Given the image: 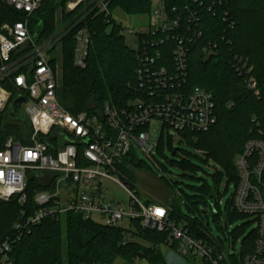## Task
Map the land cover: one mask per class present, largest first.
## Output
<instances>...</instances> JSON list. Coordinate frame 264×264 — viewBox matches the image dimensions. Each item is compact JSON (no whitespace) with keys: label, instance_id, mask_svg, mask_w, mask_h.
Listing matches in <instances>:
<instances>
[{"label":"built area","instance_id":"2783aa9c","mask_svg":"<svg viewBox=\"0 0 264 264\" xmlns=\"http://www.w3.org/2000/svg\"><path fill=\"white\" fill-rule=\"evenodd\" d=\"M109 1H68L66 13L84 6L57 34L36 42L29 32V23L41 0H0V7L20 15L17 21L0 23V123L6 108L20 97L23 99L20 111L29 126V131L21 137L8 136L0 149V200L18 197L21 206L12 235L0 243V264H15L11 249L32 228L44 220H58L69 213L120 229L124 231V239H128L131 222L138 220L144 230L167 232L165 247L172 250L174 245L172 251L180 258L195 256L206 264H231L228 254L234 252L230 249L209 247L191 237L169 219L166 206L143 204L135 196V184L119 169L136 148L145 155L150 154L153 147L149 144L148 127L153 121L183 136L208 132L216 123L213 95L202 88L187 90L186 87V43L193 41L191 31L189 28L180 31V19H171L162 1L157 3L154 12L157 24L147 33H131L138 43L135 71L138 98L120 109L105 103L93 111L75 114L58 102L56 93L60 83L56 69L49 65L52 59L48 52L56 44L60 45L63 35L89 14L102 13L108 18ZM123 32L121 28L122 35ZM88 34L86 28H81L74 37L73 65L79 69L86 65ZM169 40L174 41L166 50L170 61L160 51ZM245 68L246 62L240 69ZM249 71L248 68L247 73ZM248 87L255 90L252 78L248 80ZM190 140L195 141V138L191 136ZM20 141L28 144L23 146ZM255 153L258 155L256 163L250 166L249 160ZM234 164L239 176L233 195L234 209L255 219L258 234L254 252L246 256L242 264H264V184H261L264 142L248 141L243 152L235 157ZM28 181L44 188L34 194L37 209L31 215L22 208L26 203L24 192ZM107 181L127 193V208L108 197ZM158 210L163 215H159ZM139 263L136 257L127 264Z\"/></svg>","mask_w":264,"mask_h":264},{"label":"trees","instance_id":"16d2710c","mask_svg":"<svg viewBox=\"0 0 264 264\" xmlns=\"http://www.w3.org/2000/svg\"><path fill=\"white\" fill-rule=\"evenodd\" d=\"M68 1L70 0H41L40 7L32 14L29 23V32L36 42L53 37L84 6L66 13L65 5ZM162 2L171 19H180V31L189 28L193 37L192 43H186L187 90L202 88L213 95L215 103V125L208 132L191 134L195 141L190 140V135L185 137H189V145L202 152V160L211 159L222 171L213 175L212 187L208 186L206 178L199 179L202 187L193 188L195 193L192 195L177 188L178 194L173 193L167 206V216L177 227L205 245H217L223 251L230 249L234 253L228 254V261L231 264H242L244 258L255 249L258 235L256 227L245 235L246 228L250 223L255 224V219L235 227L231 233L227 231L235 221L249 218L237 213L233 205V195L239 184L235 157L243 152L248 141L264 142V0ZM150 5L151 0H110L108 18L102 13L93 12L63 35L59 45L61 85L56 94L58 102L68 112L75 114L93 111L105 103L120 109L128 101L139 97L135 75L138 67L137 52L125 44L121 26L112 19L111 14L118 8L127 15L146 13L150 16ZM19 19V14L4 6L0 7V23ZM81 28H86L90 36L84 69L73 65L74 37ZM173 43L174 41L169 40L160 48L168 61L170 55L166 50ZM239 60L246 62L245 69H240L242 63L238 64ZM49 65L54 69L55 60L52 59ZM248 68L250 71L247 73ZM249 78L256 84L254 91L248 87ZM28 131L29 126L23 116L5 121V125L0 127V149L8 136L21 137ZM21 144L25 146L28 143ZM177 152L176 149H171V155L176 156ZM257 156L256 153L251 155L250 166H254ZM123 161L119 169L128 179H132L131 172L141 165V161L131 153ZM175 163L183 171L196 172L197 168L187 157ZM223 178L226 180L225 191L229 185L233 188L224 208L218 201V197L222 196L220 182ZM252 181L256 184L253 177ZM261 184H264V173ZM165 186L171 188L167 182ZM42 189L44 188L37 183L28 181L24 192L26 203L22 206L28 215L37 209L34 194ZM182 205L185 212L181 209ZM199 205L204 207L203 211H199ZM0 207L4 208L1 213L3 215L0 216L2 243L12 235L21 206L18 204V197H13L9 201L0 200ZM209 213L224 235L223 239L212 235L207 218ZM81 218L80 215L69 213L58 220H44L32 228L29 234L16 241L11 249V259L15 264H113L117 259L122 264H127L138 257L148 264H168L160 250L165 247L167 232L144 230L137 220L131 222L132 229L127 231L128 240L124 239V231L120 229ZM136 240L149 246L141 245ZM239 240L241 248L239 252H235V243ZM172 247L174 250V245Z\"/></svg>","mask_w":264,"mask_h":264},{"label":"rangeland","instance_id":"374dc122","mask_svg":"<svg viewBox=\"0 0 264 264\" xmlns=\"http://www.w3.org/2000/svg\"><path fill=\"white\" fill-rule=\"evenodd\" d=\"M160 1L162 0H151L150 16L146 13H144V15H127L118 8L113 10L111 14L112 19L123 29L125 44L130 47L131 50L136 51L138 46L137 39L133 34L147 33L157 24V21L154 18V12L156 10L157 3ZM48 57L55 60V69L61 85V53L60 46L58 44H56L54 48L48 52ZM11 104L8 108H10ZM8 108L5 110L4 117L9 111ZM5 121L9 122L10 119L5 118V120H3L2 118L0 127H2ZM148 133L150 136L149 144L153 148L149 155L143 154L138 148L135 149L132 155L141 161V165L132 170V174L130 175V178L132 179H129L133 184H135L136 198H138L143 204L150 206L158 203L167 207L173 198V193L178 194V189L192 195L195 193L193 188H201L202 183L199 179L206 178L208 186L212 187V177L215 172H220L221 168L211 159L208 161L202 160L204 159L202 152L196 147L188 144L187 139L189 137L180 135L177 132L175 133L174 130H166L163 128L162 123L157 121H153L150 124L148 127ZM171 149H176L178 151L176 156L171 155ZM185 157H187L190 163L197 168L195 174L193 172L183 171L175 163L181 162ZM165 182L170 185V189L165 186ZM175 183L177 185H175ZM105 185L108 189V197L113 202L121 203L122 206L127 208L129 204V197L127 193L109 181L105 182ZM220 185V192L222 196L218 197V201L221 203V207L224 208L227 200L232 194L233 188L232 185H229L228 190L225 191L226 189L224 187L226 186V180L224 178L221 180ZM198 208L199 211L204 210L202 205H199ZM181 209L183 212L186 211L183 205L181 206ZM3 210L4 208L0 207V216L3 215L1 214ZM207 218L212 235L223 239L224 235L218 230L217 223L212 219L210 213L207 215ZM253 219L254 218L249 217L246 220L235 221L227 232L231 233L232 229L235 227L243 224L244 222L253 221ZM97 220L100 221V219ZM254 228L255 224L250 223L245 230L246 234H244L247 235ZM240 248L239 240L235 243V252H239ZM160 250L166 261H168V264H204L203 260L195 256L180 258L175 255L172 250L166 247H161ZM113 264H120V259H117ZM139 264L148 263L143 259Z\"/></svg>","mask_w":264,"mask_h":264},{"label":"water","instance_id":"95a60500","mask_svg":"<svg viewBox=\"0 0 264 264\" xmlns=\"http://www.w3.org/2000/svg\"><path fill=\"white\" fill-rule=\"evenodd\" d=\"M22 101H23V99H21L20 97H19V99L15 100L14 103L12 104V106L9 108V113H12L14 111H20V105H21ZM172 156H174V154H172Z\"/></svg>","mask_w":264,"mask_h":264},{"label":"flooded vegetation","instance_id":"af4514ba","mask_svg":"<svg viewBox=\"0 0 264 264\" xmlns=\"http://www.w3.org/2000/svg\"><path fill=\"white\" fill-rule=\"evenodd\" d=\"M23 115L21 114L20 111H14L12 113H8L7 115V118H9L10 120H13V119H17V118H20L22 117Z\"/></svg>","mask_w":264,"mask_h":264},{"label":"crops","instance_id":"0c3cea01","mask_svg":"<svg viewBox=\"0 0 264 264\" xmlns=\"http://www.w3.org/2000/svg\"><path fill=\"white\" fill-rule=\"evenodd\" d=\"M134 241H135V240H134ZM136 241H137V243H140L141 245H143V244H144V245H145V246H147V247L149 246V245H147V243H145V242L143 243V242H142V241H140V240H136ZM142 243H143V244H142ZM174 254H175V253H174ZM120 264H122V262H121V261H120Z\"/></svg>","mask_w":264,"mask_h":264},{"label":"snow or ice","instance_id":"6c2138e0","mask_svg":"<svg viewBox=\"0 0 264 264\" xmlns=\"http://www.w3.org/2000/svg\"><path fill=\"white\" fill-rule=\"evenodd\" d=\"M158 214H159V215H163V212L160 211V210H158Z\"/></svg>","mask_w":264,"mask_h":264},{"label":"clouds","instance_id":"9594fccd","mask_svg":"<svg viewBox=\"0 0 264 264\" xmlns=\"http://www.w3.org/2000/svg\"><path fill=\"white\" fill-rule=\"evenodd\" d=\"M30 10V9H29Z\"/></svg>","mask_w":264,"mask_h":264}]
</instances>
